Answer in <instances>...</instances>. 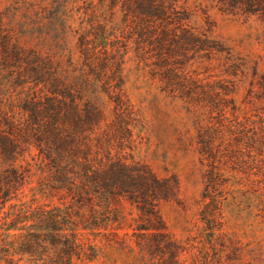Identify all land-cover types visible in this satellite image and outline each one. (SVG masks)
Segmentation results:
<instances>
[{
	"label": "trees",
	"instance_id": "16d2710c",
	"mask_svg": "<svg viewBox=\"0 0 264 264\" xmlns=\"http://www.w3.org/2000/svg\"><path fill=\"white\" fill-rule=\"evenodd\" d=\"M214 1L224 12L264 22V0ZM109 5H120L124 13L119 31L79 0H15L7 12L21 16L16 26L6 24L0 13V264L25 258V264L92 260L95 246L78 230L98 234L119 221L115 198L138 211L142 221L132 235L143 257L182 264L179 256L186 246L160 215L164 202L179 201L176 177H160L125 152L134 118L122 65L133 41L139 56L154 51L155 71L165 87L181 91L186 75L179 74L171 56L179 42L198 41L207 53L214 45L207 32L204 39L190 32L179 41L175 31L185 28L192 13L186 0H109ZM75 15L81 18L77 26L71 22ZM69 32L77 37L75 51L68 45ZM153 45L157 50L147 49ZM98 88L113 103L112 116L89 95ZM32 147L41 174L36 185L28 186L33 171L26 155ZM217 176L211 161L203 192L208 201L200 211L210 229L222 202ZM27 187L29 202L23 200ZM39 195L57 197L61 204L38 202Z\"/></svg>",
	"mask_w": 264,
	"mask_h": 264
},
{
	"label": "rangeland",
	"instance_id": "374dc122",
	"mask_svg": "<svg viewBox=\"0 0 264 264\" xmlns=\"http://www.w3.org/2000/svg\"><path fill=\"white\" fill-rule=\"evenodd\" d=\"M14 1L0 0V13L6 24L16 26L21 16L7 12ZM79 3L105 18L109 27L119 31L124 26L120 5L112 8L109 0ZM186 5L192 13L184 24L188 30L180 26L175 31L181 35L179 41L190 32L204 39L207 32L214 50H199L202 43L198 41L188 40L182 46L179 42L171 56L176 57L179 74L186 75V88L173 92L155 71L154 51L139 56L132 41L122 65L123 89L134 118L125 152L160 177H176L179 201L164 202L160 215L170 234L186 246L179 256L182 264H264V142L260 140L264 134V22L256 16L224 12L214 0H186ZM80 20L75 15L71 22L77 26ZM76 42L69 32L73 51ZM152 48L157 50L155 45L147 47ZM89 95L113 115L106 92L98 88ZM35 153L32 147L26 155L33 171L28 186L36 185L41 174L31 157ZM211 161L222 194L217 220L210 225L213 229L200 215L208 201L203 200V192ZM30 198L29 193L23 200ZM44 201L61 204L57 197L39 195L38 202ZM112 207L119 212V221L98 234L78 230L96 249L92 260L80 264H161L158 257H143L136 247L132 234L142 220L134 206L115 198ZM27 262L25 258L19 264Z\"/></svg>",
	"mask_w": 264,
	"mask_h": 264
}]
</instances>
